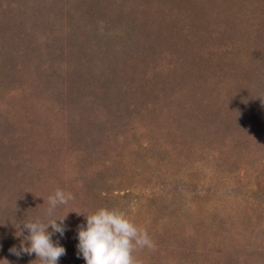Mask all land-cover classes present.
Listing matches in <instances>:
<instances>
[{"label":"rangeland","instance_id":"374dc122","mask_svg":"<svg viewBox=\"0 0 264 264\" xmlns=\"http://www.w3.org/2000/svg\"><path fill=\"white\" fill-rule=\"evenodd\" d=\"M57 189L59 264L100 207L136 264H264V0H0V264Z\"/></svg>","mask_w":264,"mask_h":264},{"label":"clouds","instance_id":"9594fccd","mask_svg":"<svg viewBox=\"0 0 264 264\" xmlns=\"http://www.w3.org/2000/svg\"><path fill=\"white\" fill-rule=\"evenodd\" d=\"M71 193L57 189L48 198L45 223L39 218L18 221L19 236H24L19 250L12 251L35 254L41 264H59L65 248L52 240V235H64V217L56 216V210L72 199ZM86 223L78 227L77 250L85 264H136L134 252L138 248L151 247L152 242L146 231L140 229L125 214L107 207H100L91 214H84ZM49 227L52 231L49 232ZM25 231L28 233L24 235Z\"/></svg>","mask_w":264,"mask_h":264}]
</instances>
